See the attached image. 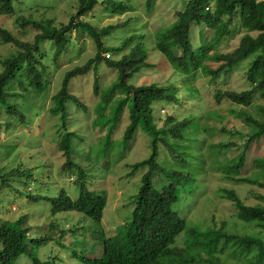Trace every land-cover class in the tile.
<instances>
[{
    "label": "rangeland",
    "instance_id": "rangeland-1",
    "mask_svg": "<svg viewBox=\"0 0 264 264\" xmlns=\"http://www.w3.org/2000/svg\"><path fill=\"white\" fill-rule=\"evenodd\" d=\"M100 1L103 0H99L94 11L84 19L99 27L124 23L103 37L105 45L111 48L132 35L135 36V43L130 47L140 41L147 52L150 66L126 75L125 82L132 88L150 83L159 86L172 84L178 87L175 92L178 97L177 103L156 101L152 104L156 127L160 130L159 137L165 141L158 140L161 152L159 163L165 168L181 169L192 175V180H189L188 184L179 187L180 198L173 204V208L186 220L187 225L198 223L200 226L219 227L223 224L226 230L232 232H257L255 226L236 218L234 204L221 196V188L224 186L233 188L246 203L264 204V187L227 180L219 169L222 167L219 166V162L227 163L229 157L237 154L238 147L234 145L231 149L221 150L218 144H240L246 139L249 127L237 111L242 109L254 118H259L261 113H258L260 111L258 107L264 106V84L251 105L247 107L237 106L226 100L217 104L213 98L216 88L237 91L249 88L245 72L256 53L236 63L230 73L225 76L221 74L211 81L202 70L192 72L190 75L181 74L174 70L156 45L159 42L166 43L177 52L174 48L176 40L164 34V31L175 21L176 11L182 10L187 0H151L149 5L147 0H108L103 4ZM121 2H124L128 9L121 13H111ZM11 4L13 12L0 13V27L28 41L33 39L35 30L28 26H20L19 16L32 19L45 16L53 18L54 24L59 25L67 23L70 15L76 11L75 0H12ZM46 4L54 7L45 8ZM209 7L212 10L214 4L211 2ZM102 15L104 16L101 17ZM230 30L231 33L223 34L210 52L225 53L237 47L240 38L246 33L241 28L239 19ZM161 31L163 33L158 36ZM250 34L256 35V32L252 31ZM70 35L71 41L58 61L46 60L48 76L47 80H44L45 88L42 91L43 97L46 98H37V92H33L35 94L31 96L28 91L24 94L17 82L10 85V91L24 95L11 96L8 101L18 104L17 108L23 111L27 124L24 126L21 122L15 121L7 124L4 118L5 110L2 109V114L0 112V175L5 173L4 180L0 177V223L15 220L19 215L29 213L27 224L32 226L29 231L37 230L33 226L37 224L41 225V231L35 232L45 233L46 225L50 221L56 222L55 220L59 222L58 226L65 221L66 228L72 227L71 229L75 230L71 232L70 229L59 237L58 240L65 243L63 245L49 241L38 248L31 246V252L40 259L41 264H84L80 262L75 252L77 255L86 256L101 254L102 241L96 239V236L94 238L87 236L85 239V234L93 232L103 237L115 235L129 220L134 206V195L146 170L143 166L130 173L131 165L146 158L151 150L150 135L141 128L136 130L127 145L122 142V135L129 122L127 111L124 110L117 123L102 120L103 124L100 126L95 122L96 109L102 95L118 79V71L115 68L101 63L97 66V72L92 69L86 74L73 77L69 84L70 91L87 107V111H84V106L79 107L71 101L66 105L68 127L77 131L81 138V141H77L76 137L71 138V155L85 170L87 187L106 197L101 221L95 222L76 211L61 212L52 216L48 212L47 203L44 201L35 203L29 199L28 191L49 192L48 184L52 185L51 189L56 193L65 189L72 199L78 194V189L73 184L77 176L66 177L60 173L65 156L58 148L59 119L50 111L52 105L50 97L60 88L64 72L82 65L96 49L87 33L73 30ZM212 35L213 30L207 28L205 24L192 25L190 30L194 46L212 38ZM211 41L214 43V40ZM45 47L48 53V47L53 51L50 42H47ZM129 48L125 47L126 52ZM14 51L15 45L0 39V71L3 69V59L15 53ZM121 55L116 54L112 58L117 60ZM205 65L215 68L219 62L207 60ZM24 74L23 72L20 76L23 77ZM96 78L99 83L98 92H94L93 89ZM123 95L120 86L114 87L112 98L104 111L105 115L110 114L111 105ZM168 117H173V121L194 117L193 123L197 124L199 132L190 129L193 132L187 130L181 138L174 140L168 131L171 124L167 120ZM260 141L259 152L264 150V136ZM167 143L177 148L176 153H183L184 162L171 157L170 145ZM254 156L257 155L253 152L248 153L247 167H250ZM251 169L249 168V171ZM163 179V175L157 174L154 177L155 186L159 188L163 184ZM29 231L28 234L31 233ZM58 235L57 232L55 237ZM182 238L183 235L178 237L179 244ZM79 240L86 241L79 244L77 242ZM225 255L226 253L222 252L220 256L223 258ZM21 258L20 264H34L29 261L28 255ZM227 262L239 264L231 259H227Z\"/></svg>",
    "mask_w": 264,
    "mask_h": 264
},
{
    "label": "trees",
    "instance_id": "trees-1",
    "mask_svg": "<svg viewBox=\"0 0 264 264\" xmlns=\"http://www.w3.org/2000/svg\"><path fill=\"white\" fill-rule=\"evenodd\" d=\"M75 1L76 11L70 15L67 23L55 25L53 18L45 16L39 19L19 16L20 26H28L35 30L31 41L16 37L8 29L0 27V39L16 47L15 53L3 59V69L0 71V112L2 114V109L5 110L4 118L7 124L12 121L27 124L23 111L17 108L18 104L8 101L11 96H24L16 91H10L11 83L17 82L24 94L28 91L31 96L35 94L33 92H37V98H46L42 95L45 88L44 80H47L48 76L46 60L58 61L71 41L70 33L73 30L87 33L96 49L95 53L82 65L74 66L64 72L60 88L50 97L52 101L50 111L59 119L58 148L65 156L60 166V173L66 177L77 176L73 184L78 189V194L72 199L65 189L56 193L51 189L52 185L48 184L49 192L28 191L29 199L35 203L41 201L47 203L48 212L52 216L61 212L76 211L95 222L101 221L106 197L87 187L86 172L71 155L72 139L76 137L77 141H81V138L77 131L68 127L66 105L71 101L79 107L84 106V111H87V107L70 91V81L73 77L86 74L92 69L97 72V66L104 63L105 66L118 71V79L102 95L96 109L95 122L100 126L103 124L102 120L117 123L125 110L128 113L129 122L122 135V142L127 145L136 130L141 128L150 135L151 150L146 158L131 165L130 173L143 166L146 170L141 176V184L134 195V206L129 220L113 236L103 237L93 232L85 234V239L87 236L90 238L96 236V239L102 241V253L95 258L82 256L80 260L84 264H228L227 259H231L239 264H264V204L246 203L240 199L233 188L226 186L221 188V196L234 204L236 218L255 226L257 232H232L226 230L223 224L219 227L200 226L198 223L187 225L186 220L181 218L178 211L173 208V204L180 198L179 187L188 184L187 182L192 180V175L181 169L165 168L159 163L161 152L158 148V140L162 138L159 137L160 130L156 127L152 104L156 101L177 103L178 97L175 92L178 87L172 84L159 86L155 83L139 85L135 88L128 85L125 82L126 75L134 74L150 66L143 43L138 41L130 47L132 43H135V36L129 35L119 45L111 48L106 46L103 37L124 23L100 27L92 24L84 17L94 11L99 0ZM106 1L108 0L100 2L103 4ZM11 2L12 0H0V13L13 12ZM150 2L151 0H147V5ZM211 2L214 4L212 10L209 7ZM51 7L54 5H45V8ZM127 9L128 6L121 2L113 8L111 13H121ZM175 15V21L166 30L164 29V34L176 40L174 48L177 52L166 43L159 42L156 46L176 72L190 75L192 72L202 70L211 81L221 74L225 76L230 73L236 63L256 53L245 72L250 84L249 88L238 91L230 88H216L213 94L214 102L217 104L226 100L241 107L251 105L264 84V0H187L184 8L176 11ZM237 19L246 32L240 38L237 47L225 53L210 52L223 34L231 33L230 27ZM201 24L212 29L213 35L212 38L205 39L194 46L191 42L190 30L192 25ZM252 31L256 32V35H251ZM161 33L163 31L159 32L158 36ZM211 40H214V43ZM47 42L53 46V51L51 47H48L49 53L45 47ZM125 47H130L128 52ZM105 54L108 56L105 57ZM116 54L122 55L115 60L112 57ZM207 60L219 62V65L210 68L205 65ZM23 72L25 74L21 77L20 74ZM117 86L122 88L124 95L111 105L110 114L105 115L104 111L112 98L113 89ZM98 88L99 83L96 78L93 83L94 92H98ZM258 109L260 110L258 113H261L259 118H254L242 109L237 111V114L243 117L249 131L246 133V139L240 144H218L221 150L231 149L234 145L238 147L237 154L229 157L227 163L219 162V166H222L219 169L227 180L264 187V150L258 151L260 138L264 136V106ZM221 118L224 119V117ZM167 120L171 122L168 131L174 140L181 138L182 134L190 129L199 132L197 124L193 123L194 117H185L179 121H173V117H168ZM223 131H225L224 128ZM176 150L175 146H169L171 157L184 162L183 153H176ZM249 152L257 156H254L250 167H247ZM249 168H252L251 172ZM248 171L250 174H247ZM4 174L0 175L3 180ZM157 174L164 177L163 184L159 188L154 184V177ZM28 219L29 213H25L15 220L0 223V264H20L23 255L34 257L31 246L38 248L49 241H53L56 245H63L65 243L59 241V237L72 228H66L65 221L58 226L59 222L55 220L56 222L50 221L46 225V232L40 234L35 231H41V225L35 224L33 226L37 230L29 231L32 226L27 224ZM72 230L74 229L70 231ZM28 231L31 233L28 234ZM57 232L59 235L55 237ZM181 235L183 238L179 244L178 237ZM85 241L77 242L83 244ZM222 252L226 253L223 258L220 256ZM32 263L39 264L36 259Z\"/></svg>",
    "mask_w": 264,
    "mask_h": 264
},
{
    "label": "clouds",
    "instance_id": "clouds-1",
    "mask_svg": "<svg viewBox=\"0 0 264 264\" xmlns=\"http://www.w3.org/2000/svg\"><path fill=\"white\" fill-rule=\"evenodd\" d=\"M123 54V53H122ZM105 56L107 57L108 55L107 54H105ZM121 57V56H120ZM119 57V58H120ZM106 205V204H105ZM103 213V212H102ZM118 233V232H117ZM111 236H113V235H111ZM102 243V242H101ZM102 253V252H101ZM75 255L79 258V260H80V258L82 257V256H86V255H77L76 253H75ZM87 257H91V258H95V257H99V255H97V256H87ZM32 258H34V259H36V261H38L39 262V264H41V261H40V259L38 258V257H36V256H29V261L30 262H33V260H32ZM80 262L81 263H83L81 260H80Z\"/></svg>",
    "mask_w": 264,
    "mask_h": 264
}]
</instances>
